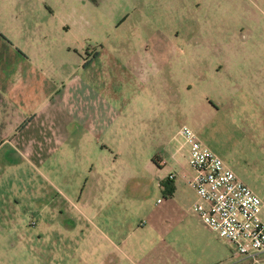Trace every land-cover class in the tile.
I'll list each match as a JSON object with an SVG mask.
<instances>
[{"label": "rangeland", "instance_id": "374dc122", "mask_svg": "<svg viewBox=\"0 0 264 264\" xmlns=\"http://www.w3.org/2000/svg\"><path fill=\"white\" fill-rule=\"evenodd\" d=\"M0 8L17 11L19 40L25 39L29 25L45 26L51 14L55 15L52 21H58L62 12L71 8L89 11L91 27L88 32L80 30L85 42L80 48L82 56L90 58L101 47L99 44L105 47L119 44L112 51L120 69L94 85L95 90L108 95L107 101L117 112V121L127 119L129 114L123 101L136 86L133 77L129 80L121 73L127 62L130 69L136 70L145 64L140 60L143 57L149 67V59L156 58L155 54L161 51L162 57L171 52V57L179 61L191 56L200 58L195 65V82L190 81L192 69L185 76L178 74V79L176 76L166 81L167 86H179L180 90L175 89L164 98L159 112L162 121L167 116L170 120L173 113L172 125L157 128L150 122V126L139 127L144 126L141 115L148 121L154 109L143 113V98L140 104L136 103L137 110L130 114V123L138 130L128 129L124 136L147 139V149L146 153L141 152L140 161L131 162L138 174L127 178V183L128 187H137L148 205L165 197L156 186L157 176L165 173V170L157 173V152L164 148L168 137H173L178 145L182 142L178 130L183 125L190 126L202 143L219 155L241 180L245 178L264 189V0H0ZM1 22L7 25L6 17ZM78 31L66 38L74 39ZM129 44L130 49H125ZM200 77L204 82L198 81ZM183 81L189 90L183 88ZM226 81L242 84L252 92L246 98L251 106L244 113L236 111L230 99L227 106L218 104L222 99L220 84ZM158 84L153 73L145 80L147 103L153 106L155 99L159 100L158 96L153 98ZM16 145L13 138L12 142L0 140V264H80L82 250L83 264H94L91 261L94 246L84 241L80 250L75 239L59 237L56 226L63 223L62 218H67L69 226V222L74 223L70 218L80 217L81 208L76 203H83L90 184V179L79 169L81 162H75L71 156L66 162L53 158L44 164L37 158L20 157ZM181 164L190 170L185 158ZM111 180L115 186L121 183L118 176ZM181 193L186 200L180 208L166 214L173 220L192 216L188 187ZM158 213L156 209L152 214L157 217ZM86 228L90 229V225L83 226ZM107 248L101 239L99 255H106ZM108 263L104 257L99 264ZM252 264H264V261Z\"/></svg>", "mask_w": 264, "mask_h": 264}, {"label": "crops", "instance_id": "0c3cea01", "mask_svg": "<svg viewBox=\"0 0 264 264\" xmlns=\"http://www.w3.org/2000/svg\"><path fill=\"white\" fill-rule=\"evenodd\" d=\"M62 14L58 21H52L54 14L49 15L45 26L29 25L25 39L19 40L17 11H2L0 8L1 142L6 139L12 142L13 138L17 144L15 151L20 157L37 158L44 164L53 158L66 162L73 156L75 162H81L80 171L90 179L85 200L81 205L76 203L81 208L80 217L70 218L69 221L74 223L69 222V226L67 218L60 219L63 223L56 225L59 237L75 239L80 250L84 241L90 242L94 246L91 249L94 264H99L104 257L108 264H244L248 260L255 263L252 258L236 256L233 247L207 227L194 211L198 197L189 184L193 170L190 166V170H186L181 164L183 158L188 162V145L183 139L178 145L173 137H168L164 148L157 152V173L163 170L165 173L157 176L156 186L165 194L164 199L157 198L150 206L136 186L128 187L127 178L138 174L131 162L140 161L141 152L146 153L147 149V139L124 136L128 129L130 132L131 129L138 130L130 123V114L137 110L136 103L140 104L143 98V113L154 108L148 121L141 115L144 126L139 127L150 126V122H154L157 128L172 125L173 113L170 120L167 116L162 121L159 112L164 98L171 96L173 90H180L179 86H167L166 81L176 76L178 79V74L185 76L192 69L190 81L195 82V65L200 58L191 56L179 61L171 57V52L162 57L161 51L155 54L156 58L149 59V67L143 57L140 60L145 64L136 70L130 69L131 64L127 62L121 73L129 80L133 77L136 86L127 92L123 101L129 114L127 119L117 121V112L107 101L108 95L105 91L95 90L94 85L120 69L112 51L119 44H109L110 47L99 44L100 50H95L90 58L82 56L80 48L85 42L80 30L88 32L90 29L91 13L71 8ZM3 16L7 25L1 22ZM76 31L79 34L77 32L74 39L73 36L66 38ZM154 46L158 47L156 43ZM128 48L130 44L125 47ZM152 73L159 81V87L153 90V98H159L155 99L154 106L147 103L145 89V80ZM198 81L204 82L203 77ZM232 83L220 84V98L227 99L224 102L220 99L218 104L227 106L230 99L229 103L238 109L236 111L244 113L251 106L246 98L251 97L252 92L242 84ZM182 84L185 88L186 81ZM169 174H173V178H169ZM116 176L121 178L117 186L112 185L111 180ZM242 180L262 199L260 215L264 219V189L245 178ZM187 187L191 195L192 216L173 220L166 214L180 208L186 200L181 190ZM156 209L159 213L154 217L152 213ZM84 225H90V229H83ZM101 239L108 246L103 257L99 255ZM82 253L83 250L79 255L80 264H83ZM257 257L258 262L264 261V253Z\"/></svg>", "mask_w": 264, "mask_h": 264}, {"label": "built area", "instance_id": "2783aa9c", "mask_svg": "<svg viewBox=\"0 0 264 264\" xmlns=\"http://www.w3.org/2000/svg\"><path fill=\"white\" fill-rule=\"evenodd\" d=\"M179 134L188 145V164L194 172L189 181L198 197L194 211L236 256L258 262L257 256L264 253L262 199L192 129L183 125Z\"/></svg>", "mask_w": 264, "mask_h": 264}]
</instances>
